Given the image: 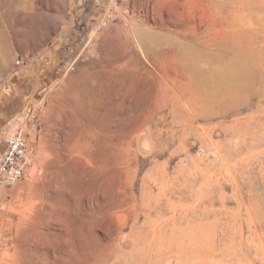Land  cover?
<instances>
[{
  "label": "rangeland",
  "instance_id": "rangeland-1",
  "mask_svg": "<svg viewBox=\"0 0 264 264\" xmlns=\"http://www.w3.org/2000/svg\"><path fill=\"white\" fill-rule=\"evenodd\" d=\"M22 122L0 264H264V0H0Z\"/></svg>",
  "mask_w": 264,
  "mask_h": 264
},
{
  "label": "built area",
  "instance_id": "built-area-1",
  "mask_svg": "<svg viewBox=\"0 0 264 264\" xmlns=\"http://www.w3.org/2000/svg\"><path fill=\"white\" fill-rule=\"evenodd\" d=\"M37 115L32 113L29 116L31 123L37 120ZM24 123H18L6 141V148L0 157V183L7 187H15L34 168L36 162L30 150L28 134ZM38 175L43 170L37 171Z\"/></svg>",
  "mask_w": 264,
  "mask_h": 264
},
{
  "label": "bare ground",
  "instance_id": "bare-ground-1",
  "mask_svg": "<svg viewBox=\"0 0 264 264\" xmlns=\"http://www.w3.org/2000/svg\"><path fill=\"white\" fill-rule=\"evenodd\" d=\"M240 73H241V72H240ZM240 73H239V74H240ZM237 74H238V72H237ZM237 74H236V75H237ZM239 74H238V75H239ZM241 74H242V73H241ZM243 74H244V73H243ZM243 74L241 75L242 77H244ZM238 75H237V76H238ZM241 76H240V78H241ZM238 77H239V76H238ZM229 80H230V79H229ZM231 80H232V79H231ZM242 82H243V81H242ZM239 83H240V82H239ZM241 84H242V83H241ZM236 85H237V84H236ZM242 85H243V84H242ZM234 86H235V85H233V86H231V87L234 88V89H237V88L240 87V86H236L237 88H235ZM242 87H243V86H242ZM234 89H232V90H234ZM237 90H238V89H237ZM237 90H235L234 92H238L239 90H242V89L239 88V90H238V91H237ZM236 94H237V93H236ZM234 95H235V94H234ZM236 110H237V108H236ZM234 111H235V110H234ZM238 113H239V112H238ZM238 113H237V114H238ZM235 114H236V113H235ZM238 122H239V121H238ZM235 124H236V123H235Z\"/></svg>",
  "mask_w": 264,
  "mask_h": 264
}]
</instances>
